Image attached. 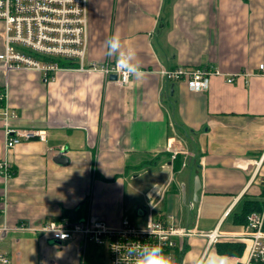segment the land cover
Returning a JSON list of instances; mask_svg holds the SVG:
<instances>
[{"label": "crops", "instance_id": "1", "mask_svg": "<svg viewBox=\"0 0 264 264\" xmlns=\"http://www.w3.org/2000/svg\"><path fill=\"white\" fill-rule=\"evenodd\" d=\"M87 9L84 65L117 62L105 42L118 32L145 75L120 84L75 68L45 81L34 69L0 68V92L17 112L12 127L47 134L5 150L0 121V162L10 166L9 175L0 168V250L10 264L96 260L101 252L81 234L61 243L19 229L63 217L113 227L124 217L138 224L153 218L241 234L247 223L236 215L246 201L264 198V0H87ZM176 66L221 73L196 91L161 73ZM174 154L184 157L179 170ZM212 250L217 264H235L245 253L220 254L194 236L182 264H202Z\"/></svg>", "mask_w": 264, "mask_h": 264}, {"label": "built area", "instance_id": "2", "mask_svg": "<svg viewBox=\"0 0 264 264\" xmlns=\"http://www.w3.org/2000/svg\"><path fill=\"white\" fill-rule=\"evenodd\" d=\"M0 21L3 24L4 49L0 52V68L8 72L18 69L40 71L45 81L54 80L56 74L65 69L101 71L106 76L115 73L120 84H128L131 77L115 63L93 62L84 65L88 44L87 0H0ZM61 61L76 62L77 67H65ZM259 70L264 73V63ZM161 73L170 80L185 81L196 91H205L210 78L220 74L211 67L176 66L162 68ZM234 75L227 78L228 82ZM0 121L5 126V150H10L23 141L38 138L46 140V132L33 129H14L11 120L17 112L9 106L7 92H0ZM6 102V104H5ZM176 154L173 155L175 157ZM0 168L9 175L10 166L5 160ZM171 217V216H170ZM172 218V217H171ZM19 229L40 233L57 241L64 242L76 234L83 236L85 246L92 242L105 246L109 253V264H127L125 253L113 251L114 245H126L132 242L159 244L165 253L171 254L182 264L186 245L194 236H203L210 244L220 238L231 237L245 244V253L238 257L235 264H264V206L248 216L247 224L241 234L225 235L219 230L210 233L197 232L173 221L149 218L138 224L124 217L119 226H110L103 219L72 220L63 217L37 226H22ZM10 257L0 250V264H10Z\"/></svg>", "mask_w": 264, "mask_h": 264}, {"label": "clouds", "instance_id": "3", "mask_svg": "<svg viewBox=\"0 0 264 264\" xmlns=\"http://www.w3.org/2000/svg\"><path fill=\"white\" fill-rule=\"evenodd\" d=\"M108 56H115L117 64L123 72L136 80L143 79L145 73L141 70L134 47H125L120 34L114 33L105 42ZM123 252L127 264H177L174 256L164 252L159 244L132 242L126 245H114L113 251Z\"/></svg>", "mask_w": 264, "mask_h": 264}, {"label": "trees", "instance_id": "4", "mask_svg": "<svg viewBox=\"0 0 264 264\" xmlns=\"http://www.w3.org/2000/svg\"><path fill=\"white\" fill-rule=\"evenodd\" d=\"M61 65L65 67H77L78 64L72 61H65V62L61 61ZM2 105H4V101L0 100V107ZM176 128L179 129L181 133H184V129L182 126L177 125ZM183 162H184V157L180 154H177L174 158V164H173L174 170H179ZM263 206H264V198L256 201H251V200L246 201L244 203L241 213L236 215V219H235L236 223H242V224L247 223L248 216L254 211L262 210ZM215 246L220 254H227V255L241 256L245 250V244L240 242L218 241L215 243ZM177 260L180 261V258H178Z\"/></svg>", "mask_w": 264, "mask_h": 264}, {"label": "rangeland", "instance_id": "5", "mask_svg": "<svg viewBox=\"0 0 264 264\" xmlns=\"http://www.w3.org/2000/svg\"><path fill=\"white\" fill-rule=\"evenodd\" d=\"M90 246L93 249L95 248L99 250L97 251L94 249L95 252H101V254L95 258L96 260H92V255L89 254L88 258H86L87 259L86 264H109V255L107 253L108 251H106L103 248L96 247V245H93L92 243H90L89 247ZM213 254H214V251L212 250L211 254L208 256V259L204 258V260L202 261V264H217V263H214L213 261Z\"/></svg>", "mask_w": 264, "mask_h": 264}, {"label": "water", "instance_id": "6", "mask_svg": "<svg viewBox=\"0 0 264 264\" xmlns=\"http://www.w3.org/2000/svg\"><path fill=\"white\" fill-rule=\"evenodd\" d=\"M110 78L113 79V80H116V79H118V75L113 73V74L110 75ZM199 187H200V179H199V176H198V177H196V185H195L196 192L199 189Z\"/></svg>", "mask_w": 264, "mask_h": 264}]
</instances>
